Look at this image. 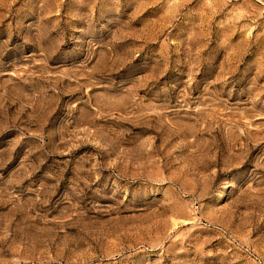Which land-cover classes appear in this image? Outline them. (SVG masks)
Masks as SVG:
<instances>
[{
	"label": "rangeland",
	"instance_id": "1",
	"mask_svg": "<svg viewBox=\"0 0 264 264\" xmlns=\"http://www.w3.org/2000/svg\"><path fill=\"white\" fill-rule=\"evenodd\" d=\"M0 264H264V0H0Z\"/></svg>",
	"mask_w": 264,
	"mask_h": 264
}]
</instances>
